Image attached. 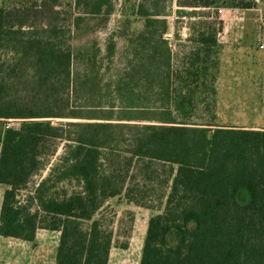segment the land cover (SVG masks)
Masks as SVG:
<instances>
[{"label":"trees","instance_id":"obj_1","mask_svg":"<svg viewBox=\"0 0 264 264\" xmlns=\"http://www.w3.org/2000/svg\"><path fill=\"white\" fill-rule=\"evenodd\" d=\"M73 1L82 15H101L105 7L106 14L112 10L107 0ZM44 3L53 6V0ZM178 3L194 8L213 4L207 0ZM158 4L159 0H141L138 5L137 15L145 19V28L139 34L132 78H138L159 102L157 120L161 124L72 125L77 131L69 135L63 166L53 179L55 183L75 181L79 189L60 198L47 194L48 180L41 183L31 198L38 212H32L19 196L40 170L51 139L43 133L8 127L6 120L111 119L55 111L62 106L64 91L73 86L77 92L81 84V77L73 71L71 44L62 41L70 31L54 24L26 30L24 21L11 24L9 20L16 12L25 13L24 7L14 11L0 8V51L17 56L9 74L0 77V184L8 186L0 210V236L33 242L38 229L59 231L56 264H108L113 234L97 218L99 211L109 199L123 194L135 160L161 162L171 169L170 193L164 212L149 219L140 264H264V130L225 128L218 123L222 46L217 37L223 25L216 27L210 16L194 24L201 28L194 30V47L181 61L183 71H178L180 66L174 68L173 52L164 38L169 31L167 15L154 9ZM232 7L252 5L234 3ZM37 8L35 4L32 10ZM82 20L78 17L75 25ZM4 67L0 56L2 74ZM18 70L31 76L24 81L14 78ZM83 78L81 86L89 83L88 75ZM27 84L33 87L28 92L30 99L12 97L19 86ZM119 91L123 89L119 87ZM8 92H12L11 98H7ZM201 105L207 110L206 119V113L198 114ZM196 116L202 121H193ZM134 119L151 120H125ZM210 126L219 128L212 137ZM125 130L130 137L127 155L113 147L122 142ZM108 163L110 170L106 171ZM241 189L249 193L247 204L237 200ZM125 196L133 200L128 192ZM48 217L52 220L42 227ZM170 236L175 237L174 244Z\"/></svg>","mask_w":264,"mask_h":264},{"label":"rangeland","instance_id":"obj_2","mask_svg":"<svg viewBox=\"0 0 264 264\" xmlns=\"http://www.w3.org/2000/svg\"><path fill=\"white\" fill-rule=\"evenodd\" d=\"M45 0H8L5 6L8 11L15 9H25V13L16 12L9 20L11 24L19 21L26 23V30L41 28L54 24L62 27L70 33L62 41L71 44L75 54L73 71L81 77V84L84 76H89V83L85 86L78 85V91L71 86L64 91V101L60 108L55 111L70 113L77 112L84 117L107 118L111 120L79 119L73 117H49V118H28L6 120L8 127L43 133L50 137L45 153L42 155V166L32 177L27 186L21 190L19 199L24 205H29L32 212H38L39 207L31 198L36 196L38 186L48 180L46 186L47 194L50 196L63 197L70 195L79 189L75 181L55 183L56 173L59 167L63 166L64 157L67 153V146L70 143L69 135H74L77 131L72 125L78 123H111L133 124V125H160L158 118L160 112L159 102L151 92L144 89L145 85L138 78H132L133 65L135 63V50L140 43L139 34L145 28V19L137 15L138 5L141 0H107L112 7L110 14H106L107 8L101 15H82V11L75 8L73 0H53V6L45 7ZM183 3H200L206 0H182ZM212 4L211 8L204 7H180L178 0H159L158 10L165 11L169 23V31L164 38L167 40L169 48L173 52V66L178 69L181 61L194 47L192 42L195 27L202 21L215 22L223 25L224 31L218 34V41L221 46H231V49H243L245 47H255L257 51L261 49L264 42V0H207ZM51 3V2H50ZM251 4V8H235L232 4ZM37 5V10L33 9ZM52 7L54 8L52 12ZM19 11V10H18ZM179 11L182 14H179ZM194 15L191 16V14ZM13 14H15L13 12ZM83 20L79 26L75 25L78 17ZM246 49H243V51ZM1 62L5 64L4 73L9 74L11 61L17 57L12 53L0 51ZM221 59V56H220ZM244 59L237 61V66H245ZM257 63H261V68L257 70L262 75L264 82V61L257 54ZM221 66V63H220ZM180 66L178 71H183ZM175 70V69H174ZM254 70V69H251ZM255 71V70H254ZM31 76V73L18 70L14 78L24 81V78ZM135 76V75H134ZM221 82V81H220ZM223 82V81H222ZM141 83V84H140ZM75 86V83H74ZM119 87L123 89L121 93ZM32 85L19 86V92L12 96L8 92L7 98L27 101L30 99ZM77 90V89H76ZM87 90L92 91L88 94ZM264 93V92H263ZM257 96L260 99L263 109L258 110L253 107L255 97L249 96V101L245 97L233 98L217 96L218 123L221 127L262 130L264 129V94ZM126 95V98L122 97ZM252 104H250L251 100ZM228 100V101H227ZM229 100H233L229 103ZM198 113L208 117L207 110L203 108ZM46 111V109H45ZM112 113V114H111ZM126 118H151V120H125ZM152 119H154L152 121ZM193 121H202L197 117ZM252 125V126H244ZM209 136L219 129L217 126L208 127ZM122 142H115L114 149L127 155L129 145V132L122 133ZM112 161L116 159L112 158ZM106 161H104L105 163ZM104 170L108 171L109 163L105 164ZM50 179V180H49ZM171 169L167 164L161 162H150L149 164L134 161L127 174L124 183V192L116 198L109 199L105 206L99 211L97 218L103 223L105 229L113 234V247L122 254L121 262L118 264H135L139 250L146 237V229L149 219L164 212L167 204V197L171 186ZM5 187V186H2ZM128 192L131 199L126 198ZM249 193L246 189H241L237 195L240 204L249 202ZM44 218V214H40ZM52 220L48 217L42 223V227ZM171 243H175V237L170 236ZM55 241V240H54ZM131 245L130 252H124L127 248L123 245Z\"/></svg>","mask_w":264,"mask_h":264},{"label":"crops","instance_id":"obj_3","mask_svg":"<svg viewBox=\"0 0 264 264\" xmlns=\"http://www.w3.org/2000/svg\"><path fill=\"white\" fill-rule=\"evenodd\" d=\"M7 2L8 0H0V8L5 7ZM243 49L246 50L243 51ZM243 49H231V46L222 45L221 66L217 81L218 95L221 97L226 96L227 98L232 97L233 100L235 98L239 99V97L247 98L249 96L250 98L253 96L255 97L253 99V107L261 110L263 106L261 105L260 99L256 100V95L261 97V94L264 92V82L262 81V75L257 73V70L261 68V63H257V54L264 61V53L257 51L255 47H245ZM241 58L244 59L245 66H237V61ZM249 98H247L248 101ZM253 100H251L250 104H252ZM232 101L229 100V103ZM7 189L8 186L0 184V210L3 195ZM60 236L61 233L59 231L47 229H38L33 242L0 236V264H56ZM143 245L144 242L139 250L138 257L134 260L135 264H140ZM131 248L130 245L129 248L123 251L130 252ZM121 257L122 254L118 252V249L113 247L110 252L108 264H118L121 262Z\"/></svg>","mask_w":264,"mask_h":264},{"label":"built area","instance_id":"obj_4","mask_svg":"<svg viewBox=\"0 0 264 264\" xmlns=\"http://www.w3.org/2000/svg\"><path fill=\"white\" fill-rule=\"evenodd\" d=\"M261 49H263L264 50V42L262 43V45H261Z\"/></svg>","mask_w":264,"mask_h":264}]
</instances>
